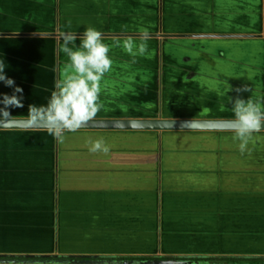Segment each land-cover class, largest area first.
Listing matches in <instances>:
<instances>
[{
  "label": "crops",
  "instance_id": "obj_1",
  "mask_svg": "<svg viewBox=\"0 0 264 264\" xmlns=\"http://www.w3.org/2000/svg\"><path fill=\"white\" fill-rule=\"evenodd\" d=\"M86 27L102 33L112 60L92 120H234L232 99L243 86L250 91L241 98L264 105V0H0V60L23 89L24 106L11 109L8 119H30L29 104L47 106L57 83L74 71L60 32L80 35ZM145 33L148 51L141 55ZM129 39L132 54L124 48ZM12 92L0 81V94ZM78 130L155 139V191H143L150 183L141 173L120 176L126 164L142 168L146 151L139 144L110 145L107 155L87 150L88 167L118 168L117 174L87 177V192L0 195L13 202L0 209V225L16 219L24 230H51L83 248L91 240L107 247L57 254L264 256V130L253 133L244 154L233 130ZM33 180L22 184L40 183Z\"/></svg>",
  "mask_w": 264,
  "mask_h": 264
},
{
  "label": "rangeland",
  "instance_id": "obj_2",
  "mask_svg": "<svg viewBox=\"0 0 264 264\" xmlns=\"http://www.w3.org/2000/svg\"><path fill=\"white\" fill-rule=\"evenodd\" d=\"M122 135L90 134L85 130L63 131V142H59L49 130H6L0 135V195L12 193L54 194L87 192V177L112 176L118 168H102L87 164L88 147L85 141L103 137L108 145L139 144L144 153L142 168L126 164L120 176H139L150 184L143 191H155L157 181L158 147L156 140L138 137L143 133L126 131ZM132 134V135H128ZM147 178V179H146ZM40 180L39 184L26 183V180ZM19 183V184H15ZM14 184L13 186H11ZM16 204V202H15ZM12 201H0V209L11 208ZM16 207L18 205L16 204ZM15 223L0 225V254H26L41 252L51 255L105 253L107 247L99 241L87 242V248L78 245L77 239L58 240L55 233L45 229H26ZM103 249V250H102ZM67 255V254H64ZM37 263V262H33Z\"/></svg>",
  "mask_w": 264,
  "mask_h": 264
},
{
  "label": "clouds",
  "instance_id": "obj_3",
  "mask_svg": "<svg viewBox=\"0 0 264 264\" xmlns=\"http://www.w3.org/2000/svg\"><path fill=\"white\" fill-rule=\"evenodd\" d=\"M71 28L69 20L65 25ZM63 41L61 50L69 57L70 66L74 70L64 80L57 83V91L52 93L47 106L37 107L34 104L28 105V115L34 124H43L48 127L50 134L59 142H63V131H77L80 127L92 120L100 110L98 103L101 91L100 81L104 74L111 69L112 60L108 53L110 46L103 43V35L94 27H86L82 34L77 35L71 31L60 32ZM79 39L77 47L75 42ZM148 35L141 37L138 46L139 54L143 55L148 51ZM125 50L133 53V43L129 39L124 43ZM5 63L0 60V81L5 86L11 87L13 92L0 94V117L7 120L11 117V109L22 108L24 105L23 89L15 84L14 79L5 73ZM238 93L232 99V111L234 113L233 139L239 140V151L244 154L248 149L249 142L253 139V133L264 128V105L259 101H253L250 97L247 100L241 98L239 93L250 91L247 86L235 89ZM231 99V98H230ZM89 152L110 153L111 146L103 137L95 140L88 138L85 141Z\"/></svg>",
  "mask_w": 264,
  "mask_h": 264
},
{
  "label": "water",
  "instance_id": "obj_4",
  "mask_svg": "<svg viewBox=\"0 0 264 264\" xmlns=\"http://www.w3.org/2000/svg\"><path fill=\"white\" fill-rule=\"evenodd\" d=\"M234 120L120 119L90 120L79 129L111 130H233ZM0 129H48L30 119H0ZM67 130V129H65ZM261 130H264L262 128ZM177 263V262H173Z\"/></svg>",
  "mask_w": 264,
  "mask_h": 264
},
{
  "label": "trees",
  "instance_id": "obj_5",
  "mask_svg": "<svg viewBox=\"0 0 264 264\" xmlns=\"http://www.w3.org/2000/svg\"><path fill=\"white\" fill-rule=\"evenodd\" d=\"M264 263V256L251 257H190V256H120V255H34V254H0V263Z\"/></svg>",
  "mask_w": 264,
  "mask_h": 264
}]
</instances>
